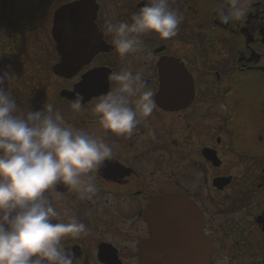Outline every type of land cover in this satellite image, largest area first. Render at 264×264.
<instances>
[{
	"label": "flooded vegetation",
	"instance_id": "1",
	"mask_svg": "<svg viewBox=\"0 0 264 264\" xmlns=\"http://www.w3.org/2000/svg\"><path fill=\"white\" fill-rule=\"evenodd\" d=\"M149 2L0 0V72L14 75L18 112L50 103L113 149L89 174L90 199L50 190L87 226L62 246L74 264H264V0H169L176 36L142 34V50L121 57L109 24ZM124 69L141 73L156 107L117 136L91 109Z\"/></svg>",
	"mask_w": 264,
	"mask_h": 264
},
{
	"label": "clouds",
	"instance_id": "2",
	"mask_svg": "<svg viewBox=\"0 0 264 264\" xmlns=\"http://www.w3.org/2000/svg\"><path fill=\"white\" fill-rule=\"evenodd\" d=\"M242 15L237 8L221 18L227 23ZM180 23L169 0H150L131 16V23L109 24L108 31L115 33L116 52L125 57L142 50V34L170 39ZM13 76L0 72V264H74V253L62 241L86 234L87 226L67 212H58L50 190L59 183L90 199L97 188L89 174L112 158L113 149L102 137L66 125L50 103L26 115L19 113L12 92L5 88ZM110 78L116 86L91 110L103 130L130 135L139 118L148 117L156 107L153 92L145 90L141 73L130 69ZM82 101L79 94L71 101L74 116L80 113Z\"/></svg>",
	"mask_w": 264,
	"mask_h": 264
},
{
	"label": "water",
	"instance_id": "3",
	"mask_svg": "<svg viewBox=\"0 0 264 264\" xmlns=\"http://www.w3.org/2000/svg\"><path fill=\"white\" fill-rule=\"evenodd\" d=\"M57 72H59V73H63V70H58ZM142 264H145V262H143Z\"/></svg>",
	"mask_w": 264,
	"mask_h": 264
}]
</instances>
